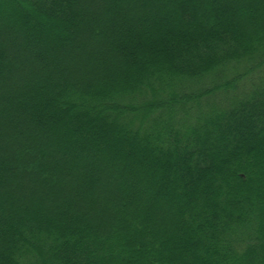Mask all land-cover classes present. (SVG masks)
Returning a JSON list of instances; mask_svg holds the SVG:
<instances>
[{"label":"trees","instance_id":"1","mask_svg":"<svg viewBox=\"0 0 264 264\" xmlns=\"http://www.w3.org/2000/svg\"><path fill=\"white\" fill-rule=\"evenodd\" d=\"M0 264H264V0H0Z\"/></svg>","mask_w":264,"mask_h":264}]
</instances>
